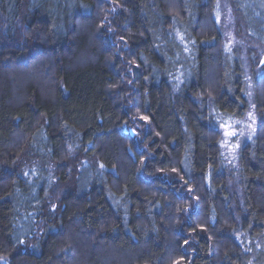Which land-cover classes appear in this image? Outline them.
Listing matches in <instances>:
<instances>
[{
    "label": "trees",
    "instance_id": "obj_1",
    "mask_svg": "<svg viewBox=\"0 0 264 264\" xmlns=\"http://www.w3.org/2000/svg\"><path fill=\"white\" fill-rule=\"evenodd\" d=\"M219 1L0 0V264H264V0L231 53Z\"/></svg>",
    "mask_w": 264,
    "mask_h": 264
},
{
    "label": "rangeland",
    "instance_id": "obj_2",
    "mask_svg": "<svg viewBox=\"0 0 264 264\" xmlns=\"http://www.w3.org/2000/svg\"><path fill=\"white\" fill-rule=\"evenodd\" d=\"M217 18L224 32L225 45L228 53L233 52L236 48L238 49L239 46L244 47L245 50L246 48L249 49L251 47V45L249 46L245 44L244 40H241L236 34V19L228 0L219 1ZM244 55L242 58L246 74L248 76V110L241 119L229 121L219 127L222 136L220 143L222 153L229 166L232 167H235L237 164L236 159L238 150L256 133L258 121L251 76L249 72L251 69V63ZM263 58L264 54H262V60L260 63L264 68Z\"/></svg>",
    "mask_w": 264,
    "mask_h": 264
},
{
    "label": "water",
    "instance_id": "obj_3",
    "mask_svg": "<svg viewBox=\"0 0 264 264\" xmlns=\"http://www.w3.org/2000/svg\"><path fill=\"white\" fill-rule=\"evenodd\" d=\"M263 62H264V58H263Z\"/></svg>",
    "mask_w": 264,
    "mask_h": 264
}]
</instances>
